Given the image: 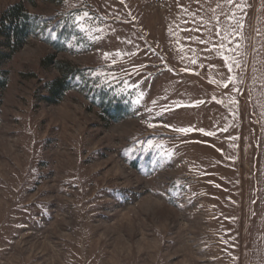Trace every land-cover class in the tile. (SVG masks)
<instances>
[{
	"label": "rangeland",
	"instance_id": "rangeland-1",
	"mask_svg": "<svg viewBox=\"0 0 264 264\" xmlns=\"http://www.w3.org/2000/svg\"><path fill=\"white\" fill-rule=\"evenodd\" d=\"M19 2L71 35L63 52L31 37L4 65L0 264H264V0H0V14ZM49 55L129 93L131 115L106 124L79 88L41 101Z\"/></svg>",
	"mask_w": 264,
	"mask_h": 264
},
{
	"label": "trees",
	"instance_id": "trees-1",
	"mask_svg": "<svg viewBox=\"0 0 264 264\" xmlns=\"http://www.w3.org/2000/svg\"><path fill=\"white\" fill-rule=\"evenodd\" d=\"M34 4V0H27ZM51 18L31 14L23 3L7 6L0 14V105L2 93L9 79L4 65L22 49L29 38L47 34L44 41L54 50L63 52L71 32L66 24L49 26ZM49 30V31H47ZM54 35V38H52ZM52 63L58 77L44 84L45 95L41 101L47 105L59 104L65 94L72 89H80L98 107L102 121L106 124L118 123L127 119L132 112L133 97L129 93L118 92L114 88L100 87L92 83L81 70L69 63L54 61V55L47 56L43 63Z\"/></svg>",
	"mask_w": 264,
	"mask_h": 264
},
{
	"label": "snow or ice",
	"instance_id": "snow-or-ice-1",
	"mask_svg": "<svg viewBox=\"0 0 264 264\" xmlns=\"http://www.w3.org/2000/svg\"><path fill=\"white\" fill-rule=\"evenodd\" d=\"M121 2H123V0H121ZM229 2H231V0H229ZM87 17H88V13L87 12H84L83 15H82V17L81 16H77L76 18H74V23L82 20L83 18H87ZM79 26L81 27V30H83V25L81 24ZM105 58H107V55H106ZM224 59L227 62V57H225ZM194 62L195 61H193V63ZM228 67H229V71H231V65H229ZM225 87H227V85H225ZM198 103H203V101H198ZM174 131L179 132V133H185V134H187L188 132L193 131V129L190 128V127L189 128H176V129H174ZM198 131H200L202 134H204L206 136H213V135H215L214 132H205L204 129H198ZM149 145H151V141H149Z\"/></svg>",
	"mask_w": 264,
	"mask_h": 264
}]
</instances>
